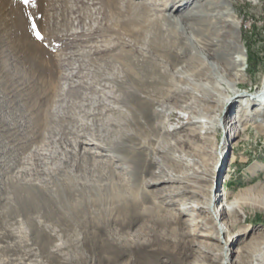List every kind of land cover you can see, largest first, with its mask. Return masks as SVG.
Here are the masks:
<instances>
[{
    "label": "bare ground",
    "instance_id": "1",
    "mask_svg": "<svg viewBox=\"0 0 264 264\" xmlns=\"http://www.w3.org/2000/svg\"><path fill=\"white\" fill-rule=\"evenodd\" d=\"M202 1L195 3L196 10L186 12L189 0H86L91 11L93 5L97 4L98 9H103L106 3L109 12L104 14L107 20L105 23H94L92 14L88 16L85 29L88 69H85V78H108L117 86L119 93L116 94L113 90L109 97L103 99L102 96L103 100L94 105L91 111L86 113L85 109V114L80 115L79 109L83 105H78V101L71 103L68 99L65 100L63 93H67L72 87H84L82 81L76 80L77 84L74 85L69 82L64 88L65 80L71 78H26L32 79L35 84L32 90L26 91L25 96L29 98L38 94L36 98L39 101L44 98L43 105L41 101L38 102V116L29 123L20 121L25 116L20 101L9 109L15 133L20 135L16 141H24L25 145L12 153L10 161L2 162L6 171L11 173L2 188L7 197V210L14 214V210L28 212L48 205L69 221L85 223V239L71 242L81 261L85 256V262L88 263L95 259L99 264H116L121 258L130 255L137 246L156 242L159 247L153 250L145 248L149 251L144 253L134 252L133 259L122 264L221 262L212 253L215 246L206 241H196V236L200 234V228L211 226L230 234L227 224L219 223V219L223 214L229 216L235 211H241L244 208L243 196H238L236 203L226 199L216 209L213 206L214 194L206 206L201 203L192 204V208L198 211L205 207L218 222L194 226V238L189 241L180 240L177 244L184 250H181L180 259L173 258L176 255L173 248L176 241L167 243L170 240L168 236H173L171 230L159 233L160 239L149 238L143 243L138 237L140 232L133 230L137 219L142 215L150 216V222L146 224L150 230H156L161 225L167 226L161 221L172 222L176 219V213L166 206L170 202L167 198L180 194L181 186H174V193L163 188L149 190L146 186L159 179L181 181L182 175L176 173V170L187 162L178 146H175L178 154L165 152L166 144L163 139L156 138L164 127L160 118L167 110L168 94L161 101L155 93L164 92L166 78H220V74L224 78L235 77L239 75L236 70L245 65L246 59L249 60V57H244L243 47L236 34L225 44L216 43L214 34H223L222 24L229 20L224 17L222 10L213 12L215 7L220 6L215 0H206L204 4ZM188 29L195 34L198 32L202 45L195 44L194 40L198 35H188ZM108 32L112 36L105 38ZM241 52L243 56L235 58L234 53L240 55ZM188 55L201 62L193 67L188 60L179 66L182 57ZM211 56L216 57V67L206 59ZM241 68L244 69L243 66ZM74 93H78V90ZM258 93L264 96V76ZM12 99V102L16 100L15 97ZM84 100V106H87L88 101L86 98ZM153 103L161 107L158 108ZM119 104L126 107H120ZM254 107L256 112H260L264 104L257 102ZM196 120L208 119L206 116H197ZM68 134H74L75 138L68 137ZM69 152L80 154L79 163L85 166V173L82 174L84 177L80 178L73 170L68 169ZM161 152L168 154L162 156ZM123 172L131 178L122 181L120 178ZM106 176L110 181L101 183ZM40 193H44V204ZM232 199L231 196L230 201ZM140 201L150 202L152 205L136 204ZM181 203L185 205V209L188 208L186 202ZM45 208L43 206L40 209ZM185 209L180 210V214ZM27 214L26 219L30 222L36 220L35 216ZM239 224L236 221L234 226ZM231 238H228V243ZM78 243L81 245L78 246ZM84 244L85 254L82 251ZM227 246L225 243L221 252L223 264L246 263L247 260L240 256L233 260L230 257L231 248ZM257 251L250 263L264 264V245L259 246ZM193 252L196 254L193 255Z\"/></svg>",
    "mask_w": 264,
    "mask_h": 264
},
{
    "label": "rangeland",
    "instance_id": "2",
    "mask_svg": "<svg viewBox=\"0 0 264 264\" xmlns=\"http://www.w3.org/2000/svg\"><path fill=\"white\" fill-rule=\"evenodd\" d=\"M200 1L189 0L186 12L196 10L194 5ZM215 1L220 6L215 7L213 12L222 10L224 17L229 20L222 24L223 34H214L216 43L225 44L236 34L243 47L244 57H249V60L246 59L245 65H242L244 69L240 66L236 70L239 75L235 77L224 78L220 74V78H166L164 92L155 93L161 101L168 94L167 110L160 118L164 127L156 138L163 139L165 152L178 154L179 151L175 150V146H178L187 162L176 170V173L182 175L181 181L159 179L146 186L149 190L163 188L170 193L174 191V186H181L180 194L167 198L170 202L166 206L176 213V219L172 222L161 221L167 226L161 225L156 230H150L146 227L150 216L142 215L133 230L140 232L138 237L141 243L149 238L160 239L159 233L171 230L173 236H168L170 240L167 243L176 241L173 245L176 255L173 258L180 259L181 250H184L177 244L180 240L189 241L194 238V226L218 222L205 207L198 211L192 208V204L201 203L206 206L214 194L213 206L216 209L226 199L236 203L238 196H243L244 200L240 199L244 201L241 211H235L229 216L223 214L219 219V223L227 224L230 234L212 226L200 228L196 241H206L215 246L212 253L219 257L220 264L224 263L221 252L225 243L231 248L230 257L233 260L240 256L247 260L245 264H251L259 246L264 245V108L256 112L254 107L257 102L264 104V96L258 93L264 76V0ZM202 2L204 4L206 0ZM98 6L93 5L91 11L86 0H0V264H99L95 259L85 262V256L81 261L76 248L71 245L75 240L85 239V223L69 221L48 205L28 212L14 210V214L9 213L7 197L2 189L11 174L2 166V162L10 161L12 153L25 145L24 141H16L20 135L15 133L9 109L20 101L25 113L20 121L29 123L39 114L38 102L44 104V98L40 101L37 99L38 94L37 98L25 96L35 84L32 79L26 78H71L62 81L64 88L69 82L74 85L82 81L84 87H72L63 93L65 100L71 103L78 101V105H83L79 109L80 115L85 114V109L86 113L91 111L94 105L99 104L113 90L119 93L117 86L108 78H89L90 81L85 78V69H88L85 56L88 16L92 14L94 23H105L107 20L104 14L109 12L106 3L103 9H98ZM197 33L191 29L187 31L192 37L197 36ZM111 36L112 33L105 34V38ZM199 37L198 41L194 40L197 46L202 45ZM242 52V55L234 53L235 58L243 56ZM248 54L253 64L251 69ZM202 56L205 57V53L202 52ZM215 58L211 56L206 59L216 67ZM188 60L193 67L201 62L188 55L182 57L178 65L182 66ZM76 89L78 93H74ZM12 97H15V103ZM85 98L87 106H84ZM119 106L126 107L123 104ZM197 116H206L208 120L198 121ZM68 137L74 139L75 135L68 134ZM154 142L157 143V140ZM68 154V169L73 170L78 177H84L82 174L85 173V166L79 163L80 154ZM165 154L168 153L161 152L162 156ZM130 178L129 174L123 172L120 179L124 181ZM108 181L106 176L101 183L106 184ZM43 194H39L42 202ZM181 202H186L188 208L185 209ZM141 203L152 205L145 201L136 204ZM43 206L46 208L40 209ZM184 209L185 212L180 214V210ZM78 210L81 213V209ZM27 213L35 216L36 220L30 222L26 219ZM236 221L240 222L238 226H234ZM228 238L232 239L229 243ZM156 247H159L156 242L137 246L130 255L121 258L116 264L133 259L134 252L144 253ZM83 249L85 254V244Z\"/></svg>",
    "mask_w": 264,
    "mask_h": 264
},
{
    "label": "trees",
    "instance_id": "3",
    "mask_svg": "<svg viewBox=\"0 0 264 264\" xmlns=\"http://www.w3.org/2000/svg\"><path fill=\"white\" fill-rule=\"evenodd\" d=\"M248 42H249V40H248ZM253 64H252V60H251V56H250V62H249V68L251 69V66H252Z\"/></svg>",
    "mask_w": 264,
    "mask_h": 264
}]
</instances>
